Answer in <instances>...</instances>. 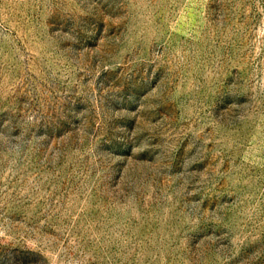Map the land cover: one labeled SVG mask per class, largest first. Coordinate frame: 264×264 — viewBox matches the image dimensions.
I'll list each match as a JSON object with an SVG mask.
<instances>
[{
	"label": "rangeland",
	"instance_id": "374dc122",
	"mask_svg": "<svg viewBox=\"0 0 264 264\" xmlns=\"http://www.w3.org/2000/svg\"><path fill=\"white\" fill-rule=\"evenodd\" d=\"M0 264H264V0H0Z\"/></svg>",
	"mask_w": 264,
	"mask_h": 264
}]
</instances>
